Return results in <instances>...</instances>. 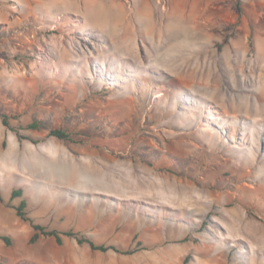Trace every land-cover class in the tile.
Here are the masks:
<instances>
[{
  "label": "rangeland",
  "instance_id": "rangeland-1",
  "mask_svg": "<svg viewBox=\"0 0 264 264\" xmlns=\"http://www.w3.org/2000/svg\"><path fill=\"white\" fill-rule=\"evenodd\" d=\"M262 38L264 0H0V264H264Z\"/></svg>",
  "mask_w": 264,
  "mask_h": 264
},
{
  "label": "trees",
  "instance_id": "trees-1",
  "mask_svg": "<svg viewBox=\"0 0 264 264\" xmlns=\"http://www.w3.org/2000/svg\"><path fill=\"white\" fill-rule=\"evenodd\" d=\"M1 117H2L3 125L6 127H9V116L6 114H2ZM38 127H39V125L36 122H34L33 124L28 126V129H37ZM50 134L59 140H68L70 138V135L63 130H52V131H50ZM22 196H23V189L22 188L14 189L11 193V199L21 198ZM0 203H4V199L2 197L1 190H0ZM27 206H28L27 201L25 199H22L19 206L16 207L15 210H16L17 216L20 219H22L25 222H30L32 225L34 233L30 239L31 244H34L35 242H37L39 240V238L41 236H43V237H47V238H53L58 245H62L64 237H67V238L76 239L79 244L88 245L92 251H98V252H102V253L113 251L115 253L124 254V255L132 254L133 252H135V251H131V250H123V249H120L114 245H109V246L103 245V244L98 245V244L94 243L93 241H91L90 239H87L85 237H80L78 233H75L74 231H71V230L60 232L57 230L49 229V228L42 226L40 224H35L32 221V219L28 216V213L26 211ZM0 239L6 245H8V246L11 245V240L8 236L0 235ZM188 263H189V258H186L184 261V264H188Z\"/></svg>",
  "mask_w": 264,
  "mask_h": 264
},
{
  "label": "bare ground",
  "instance_id": "bare-ground-1",
  "mask_svg": "<svg viewBox=\"0 0 264 264\" xmlns=\"http://www.w3.org/2000/svg\"><path fill=\"white\" fill-rule=\"evenodd\" d=\"M110 16H111V18H110V21H109V23H108V26H113V25H116V21H119L120 20V18H121V15H122V13H120V11H117V9L116 8H110ZM149 13L151 14V9H149ZM100 14H101V12H100ZM102 15V14H101ZM174 15V14H173ZM99 18H100V16H99ZM108 18V17H107ZM180 18V17H179ZM185 18V17H184ZM171 20H173V19H171ZM175 20V19H174ZM183 20V19H182ZM179 21H181V20H179ZM112 23V24H111ZM180 24V23H179ZM183 24V23H182ZM181 24V25H182ZM184 25V24H183ZM187 25V24H186ZM185 29H187L188 30V32H187V34H179V33H175L176 35H179L180 37H183V38H187L188 37V39H189V36H190V33H192V32H190V31H193V30H196V29H193L192 28V26L191 27H189V26H187V28H185ZM190 29V30H189ZM173 32V31H172ZM189 35V36H188ZM194 35V34H193ZM186 36V37H185ZM176 37V36H175ZM191 37H193V36H191ZM190 37V38H191ZM195 37H196V35H195ZM194 37V38H195ZM173 38V37H172ZM189 41V40H188ZM193 41V40H192ZM261 44H262V47H264V38H262L261 39ZM237 45H239V44H237ZM196 53H199L197 50H196ZM197 55V54H196ZM206 58V57H205ZM190 63V62H189ZM239 66H242V63H239ZM201 67V66H200ZM199 67V68H200ZM184 68V67H183ZM191 72V74H195V75H200V73L202 72L201 70H199L198 69V71L196 70V67L193 69V70H191V71H189L188 70V73H190ZM202 77H203V79H201V82L203 83V84H206V81H208L207 79H206V77H205V75H202ZM192 81V80H191ZM241 85V87H242V84H240ZM205 86V85H204ZM214 87V85H211L210 84V87H208V88H211V87ZM214 88H216V87H214ZM252 105V104H251ZM237 107V106H236ZM252 107H254L253 105H252ZM242 108H247V105H244V104H240L239 106H238V109H242ZM250 108H251V106H250ZM184 181V180H183ZM167 182V181H166ZM182 184V183H181ZM174 186H176V185H174ZM183 186V185H182ZM190 186V185H189ZM169 187V186H168ZM173 187V186H172ZM177 188H178V186H177ZM182 189H183V187H181ZM187 190V189H186ZM182 194V193H181ZM184 196V195H183ZM182 196V197H183ZM182 197H180V198H182ZM187 197V196H186ZM185 198V196L183 197V199ZM181 201V200H180ZM186 202V201H185ZM182 203L183 202H181V205H182ZM180 204V203H179ZM189 204V203H188ZM177 205V204H176ZM185 207V206H184ZM187 207V206H186ZM182 209V208H181ZM183 210V209H182ZM185 211V210H184ZM240 213V212H239ZM237 217V216H236ZM236 221L237 222H244V220H243V218H241V216H239V217H237L236 218ZM239 224V223H238ZM241 224V223H240ZM246 224V223H245Z\"/></svg>",
  "mask_w": 264,
  "mask_h": 264
}]
</instances>
